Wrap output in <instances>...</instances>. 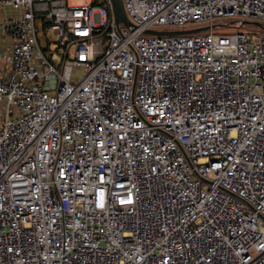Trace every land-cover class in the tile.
I'll use <instances>...</instances> for the list:
<instances>
[{
    "label": "built area",
    "instance_id": "obj_1",
    "mask_svg": "<svg viewBox=\"0 0 264 264\" xmlns=\"http://www.w3.org/2000/svg\"><path fill=\"white\" fill-rule=\"evenodd\" d=\"M122 2L0 0V264H264V33L143 32L264 0Z\"/></svg>",
    "mask_w": 264,
    "mask_h": 264
},
{
    "label": "rangeland",
    "instance_id": "obj_2",
    "mask_svg": "<svg viewBox=\"0 0 264 264\" xmlns=\"http://www.w3.org/2000/svg\"><path fill=\"white\" fill-rule=\"evenodd\" d=\"M88 1L89 0H67L69 5H80L83 2H88ZM93 20L95 23H99L100 22V15L98 13H95L93 15ZM236 20L257 21V22H260L264 25V22L258 21V20H253L250 18H243V17H239V16H220V17H216L213 20L212 25H216L214 27V32L218 33V34H232V33H235L237 31H242V32H247V33H255V34L264 33V31L260 27H258L255 24H251V23H243L241 26L235 27L234 21H236ZM230 22H232V26H234V27L227 26V23H230ZM201 25L202 24L197 25V26H201ZM197 26L192 25V26L186 27V28H191V27L193 28V27H197ZM119 27L121 29L127 28L126 24L123 22H119ZM156 28L157 29H167V30H177L180 27L173 26V25H167V26H158ZM204 32L205 31H201L198 33H204ZM48 37L51 41H56V35L52 31H50L48 33ZM51 44L52 43H50V45ZM73 75L78 76V72L74 71Z\"/></svg>",
    "mask_w": 264,
    "mask_h": 264
},
{
    "label": "water",
    "instance_id": "obj_3",
    "mask_svg": "<svg viewBox=\"0 0 264 264\" xmlns=\"http://www.w3.org/2000/svg\"><path fill=\"white\" fill-rule=\"evenodd\" d=\"M112 3V10H113V16L114 20L116 23L118 22H123L126 25H130L131 23L128 21L125 10H124V5L122 0H111ZM240 24L242 25L243 23H251L255 24L258 27H260L264 31V25L260 22L257 21H246V20H240ZM216 25H203V26H198L190 29H177V30H167V29H145L143 32L146 34H158V35H163V34H190V33H198L201 31H206L210 28L215 27Z\"/></svg>",
    "mask_w": 264,
    "mask_h": 264
},
{
    "label": "crops",
    "instance_id": "obj_4",
    "mask_svg": "<svg viewBox=\"0 0 264 264\" xmlns=\"http://www.w3.org/2000/svg\"><path fill=\"white\" fill-rule=\"evenodd\" d=\"M12 9L3 10L0 9V19L8 14H12ZM10 41L7 36L0 34V76H5L8 71L7 58L9 56Z\"/></svg>",
    "mask_w": 264,
    "mask_h": 264
},
{
    "label": "clouds",
    "instance_id": "obj_5",
    "mask_svg": "<svg viewBox=\"0 0 264 264\" xmlns=\"http://www.w3.org/2000/svg\"><path fill=\"white\" fill-rule=\"evenodd\" d=\"M97 196H98V194H97Z\"/></svg>",
    "mask_w": 264,
    "mask_h": 264
}]
</instances>
